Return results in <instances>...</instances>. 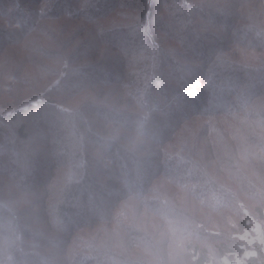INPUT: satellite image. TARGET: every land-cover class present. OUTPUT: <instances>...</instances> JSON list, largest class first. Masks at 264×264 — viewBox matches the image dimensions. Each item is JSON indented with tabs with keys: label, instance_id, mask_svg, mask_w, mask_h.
I'll return each instance as SVG.
<instances>
[{
	"label": "trees",
	"instance_id": "16d2710c",
	"mask_svg": "<svg viewBox=\"0 0 264 264\" xmlns=\"http://www.w3.org/2000/svg\"><path fill=\"white\" fill-rule=\"evenodd\" d=\"M0 55V264H206L253 205L264 244V0H0Z\"/></svg>",
	"mask_w": 264,
	"mask_h": 264
},
{
	"label": "rangeland",
	"instance_id": "374dc122",
	"mask_svg": "<svg viewBox=\"0 0 264 264\" xmlns=\"http://www.w3.org/2000/svg\"><path fill=\"white\" fill-rule=\"evenodd\" d=\"M258 9L261 12V7H259ZM78 19L79 20H75V23L83 21L82 18H78ZM130 23H133V22H130ZM210 50H213V48H210ZM1 56L2 55H0V57ZM5 95L1 98V101L9 102V100H11V98H8V96L7 95L5 96ZM75 101H73V102H75ZM24 104H26V101H23L21 106H23ZM11 107L12 108H16L14 106H11ZM11 107H10V105L8 107H5L2 103H0V112L1 111H6V110L10 109ZM39 125L40 124H38V123L37 124L34 123L33 125H30L29 127H30V129L33 130V129H35V127L38 128ZM52 126L57 128L56 122ZM50 127H51V125L47 124V125L42 126L40 128H41V130L45 131V130H47ZM8 141H9V143L10 142L13 143V138H11V137L8 138ZM34 142H36V141H34ZM43 153H46V152L44 151ZM44 171L45 172L48 171V166L44 169ZM5 177H3V175H0V179L5 178ZM5 182H4L5 184L0 185V191H2V194H4L10 200V193H11L10 190H12L11 189L12 187H11L10 184H7V183L11 182L10 178L6 177L5 178ZM172 196L173 195L169 194V195H166L165 197H172ZM10 201L12 202L14 200H10ZM105 207H106V205H105ZM38 208H40V207L38 206ZM245 208H246L245 213H244L245 215L243 214V212L241 214V211L244 208L243 209L240 208L241 210H236L235 209V210H233V211H231L229 213V215L227 216V220H226V221H228V223H227L228 226L227 225L225 226V224H223L222 226H220V228H219V226L218 227L214 226L212 229H214V228L218 229L222 234H225V235L227 234L229 239H232L233 241L238 240V242L241 241V243L243 241L244 242H247V241L250 242V241L255 240V238H259L260 237L259 234L261 233L262 228H263L262 227L263 220H260V215H259L260 213H258V211L255 209L254 205L251 206V207H249V206L247 207L246 206ZM242 219H245V222L248 223L249 226L248 225H247V227L242 226L241 223H240V220H242ZM51 233H53V231H51ZM245 249H249V246L246 247ZM245 252H246V250H245ZM247 252H248V250H247ZM209 257L210 258H209V260H208V262L206 264H216V263L217 264H224V263L226 264V260L228 259L227 257H229V259L227 260L228 261L227 264H229V260H230V262H236V260L238 258L237 255H234V257H233V255L230 256L229 254H227L226 256L225 255H221L220 256L217 251H212L210 253ZM238 261H239V259H238Z\"/></svg>",
	"mask_w": 264,
	"mask_h": 264
},
{
	"label": "crops",
	"instance_id": "0c3cea01",
	"mask_svg": "<svg viewBox=\"0 0 264 264\" xmlns=\"http://www.w3.org/2000/svg\"><path fill=\"white\" fill-rule=\"evenodd\" d=\"M259 235H260L259 238H255V240L250 241V242L247 241L248 242L247 244H250L249 245L250 246L249 249H246V252H244L243 254L237 255L238 258H237L236 262H230V260H229V264H248L245 259H246V257L248 258L250 256H254L255 255L256 250H257L255 244L261 245L262 248H263V251H264V246H263L264 245L263 244V228H262V231H261V233ZM247 250H248V252H247ZM238 259H239V261H238ZM263 259H264V257H263ZM227 260H226V264L228 262Z\"/></svg>",
	"mask_w": 264,
	"mask_h": 264
}]
</instances>
